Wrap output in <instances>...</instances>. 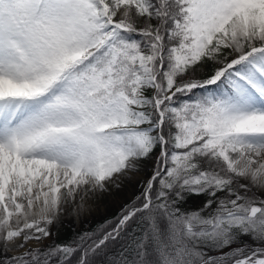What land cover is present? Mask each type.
I'll list each match as a JSON object with an SVG mask.
<instances>
[{
	"label": "snow or ice",
	"instance_id": "6c2138e0",
	"mask_svg": "<svg viewBox=\"0 0 264 264\" xmlns=\"http://www.w3.org/2000/svg\"><path fill=\"white\" fill-rule=\"evenodd\" d=\"M0 264H264V0H0Z\"/></svg>",
	"mask_w": 264,
	"mask_h": 264
}]
</instances>
